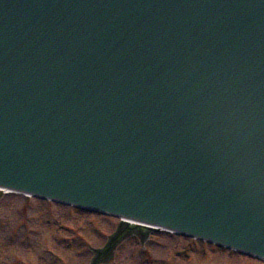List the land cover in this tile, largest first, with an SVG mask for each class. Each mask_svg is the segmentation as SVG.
I'll return each mask as SVG.
<instances>
[{"label":"water","instance_id":"obj_1","mask_svg":"<svg viewBox=\"0 0 264 264\" xmlns=\"http://www.w3.org/2000/svg\"><path fill=\"white\" fill-rule=\"evenodd\" d=\"M0 185L264 256V0H0Z\"/></svg>","mask_w":264,"mask_h":264},{"label":"rangeland","instance_id":"obj_2","mask_svg":"<svg viewBox=\"0 0 264 264\" xmlns=\"http://www.w3.org/2000/svg\"><path fill=\"white\" fill-rule=\"evenodd\" d=\"M0 197V264H86L93 258L94 247L108 244L114 237L107 240L106 235L120 226L117 219L74 213L72 208L47 201L27 198L25 202L26 197L19 194ZM60 224L64 227L59 228ZM77 224L83 225L82 229H73ZM131 231L133 238L117 244L106 264H147V259L152 264H259L197 242H191L188 254L177 255L189 240L153 230ZM75 247L79 250L75 251ZM73 255L80 257L71 260Z\"/></svg>","mask_w":264,"mask_h":264},{"label":"bare ground","instance_id":"obj_3","mask_svg":"<svg viewBox=\"0 0 264 264\" xmlns=\"http://www.w3.org/2000/svg\"><path fill=\"white\" fill-rule=\"evenodd\" d=\"M4 191H6V190H4ZM130 222V224L132 225V226H139V227H141L142 229H144V230H146L145 229V227H143V225H141L140 223H132L131 221H129Z\"/></svg>","mask_w":264,"mask_h":264}]
</instances>
